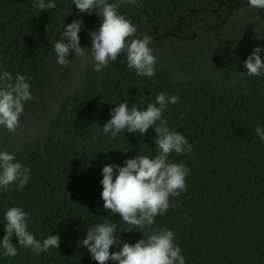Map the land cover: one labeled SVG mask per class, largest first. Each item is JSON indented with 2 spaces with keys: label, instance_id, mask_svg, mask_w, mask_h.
I'll return each instance as SVG.
<instances>
[{
  "label": "trees",
  "instance_id": "trees-1",
  "mask_svg": "<svg viewBox=\"0 0 264 264\" xmlns=\"http://www.w3.org/2000/svg\"><path fill=\"white\" fill-rule=\"evenodd\" d=\"M140 3L142 7L120 3L118 12L140 26L142 36L157 29L149 45L157 58L152 77L128 68L125 54L100 72L93 71L94 61L78 68L75 56L67 57L66 67L56 62L53 45L73 20L83 22L81 47L91 48L89 33L102 20L95 10L80 13L72 0H57L55 8L44 11L34 7L36 0H0V75L11 73L13 83L16 74L27 76L30 101L37 106L34 111L30 101L25 103L18 137L0 126V151L13 153L14 162L31 169L23 188L0 189V239L5 235V212L13 206L29 213L28 231L37 240L60 236L58 249L38 255L13 236L18 255L5 256L0 248V264H97L80 241L104 218L117 225L119 244L110 251L143 238L138 230L122 231L129 225L103 208L100 181L105 165L122 167L136 155L155 158L156 133L153 128L144 134L125 130L113 140L102 127L124 100L129 108L145 110L159 93L179 97L166 107L162 119L186 138L191 151L170 154L169 162L189 169L187 188L170 197L173 207L157 215L146 234L172 230L185 264H264V141L255 131L257 124L264 129V74L248 76L244 67L238 71L226 62L222 66L218 58L224 48L232 65L238 61L243 66L248 41L241 40L240 31L245 21L256 25L260 19L241 5L213 33L193 25L194 36H161L163 30L176 32V20L193 10L181 21L200 16L211 23L214 15L199 7H214L215 1ZM257 46L264 48L258 43L252 50ZM259 55L264 59V51ZM64 68L65 81L56 83ZM57 85L67 91H57Z\"/></svg>",
  "mask_w": 264,
  "mask_h": 264
},
{
  "label": "clouds",
  "instance_id": "clouds-1",
  "mask_svg": "<svg viewBox=\"0 0 264 264\" xmlns=\"http://www.w3.org/2000/svg\"><path fill=\"white\" fill-rule=\"evenodd\" d=\"M120 3L143 6L140 0H120ZM120 3L72 0L78 12L91 14L95 10L102 20L98 29L89 33L90 49L81 47L79 42L82 20H73L65 25L60 39L53 45L56 62L66 67L69 63L67 57L75 56L84 62L94 61L93 71L100 72L110 62H116L118 56L125 54L127 67L134 69L137 75L154 76L157 58L149 47L152 38L149 35H137V26L118 12ZM247 3L251 8L264 10V0H247ZM56 6L57 0H36L34 4L39 11ZM262 51L264 48L255 47L243 61L246 69L244 73L248 76L264 74V59L259 55ZM28 79L25 75L16 74L13 83L11 73L4 71L0 75V126L13 135L17 134L20 127L25 103L32 99ZM178 100L176 95L169 98L159 93L155 97V104L149 103L145 110L135 106L129 108L128 100H124L110 111L111 118L102 127L103 133L113 140L125 130L128 133L144 134L153 128L156 133L154 143L159 153L155 158L136 155L127 159L122 167L112 164L103 166V178L100 181L103 208L118 214L129 225L122 231L131 232L135 229L143 233V238L134 244L123 243L118 251H110L113 245L119 244V238L115 235L117 225L104 218V222L88 229L85 238L80 241L97 264H108L109 261L116 264H185L172 230L162 228L146 234V229L151 228L155 217L173 207L170 197H178L187 188L185 177L189 169L182 163L169 162L168 158L173 152L177 155L186 154L191 151V145L182 134L171 131L167 121L162 119L166 107ZM255 131L264 141V129L259 124ZM14 161L13 153L0 151V189H7L10 185L19 189L27 184L31 169ZM29 218V213L18 206L5 212V235L0 239V248L4 249L5 256L18 255L16 244L12 243L13 236L20 246L33 250L37 255L50 248H59V234L49 235L42 242L37 240L28 231L26 221Z\"/></svg>",
  "mask_w": 264,
  "mask_h": 264
},
{
  "label": "flooded vegetation",
  "instance_id": "flooded-vegetation-1",
  "mask_svg": "<svg viewBox=\"0 0 264 264\" xmlns=\"http://www.w3.org/2000/svg\"><path fill=\"white\" fill-rule=\"evenodd\" d=\"M215 1V6L214 7H210V6H202L199 8H207L208 11L214 15L213 21L211 23L202 20L200 16H191V19H188L187 21H181V18L183 17H188L190 15H192L194 11H191L190 13H186L184 15H182L181 17H179L176 20L175 26L173 27L176 32L172 31V30H163L161 33V36H164L166 34L178 37V38H188V34L187 32H192V27L191 26H202L204 29H208L210 30L211 33L214 32V30H216L219 27H221L224 23V20L226 19L227 15L229 12L239 8L241 5H246L251 13H255L257 15V17L260 19L259 22L255 23L253 21H245L241 31H240V38L243 32V29L246 25V23L248 24L247 27V31L246 34L244 36L243 39H241L242 41L247 40L248 41V45L246 48V51L248 52V54H251L250 51L252 50L251 46H256L258 43L263 44L264 46V10H259V9H254L248 6L247 0H214ZM212 9H216L215 11H212ZM196 21H198L196 23ZM252 23V24H251ZM150 27V26H149ZM138 28V36H142L141 31H140V26L137 27ZM156 28H154L153 30H147L145 32V35H149L152 39L157 38V36L154 35V33L156 32ZM253 35V37H252ZM191 36H194V32H192ZM89 41V37L87 39ZM218 58L221 60L222 66H223V62L229 63L231 69L236 68L238 71H243V66L241 65L240 62L235 61L234 64L232 65L231 61L232 56H230L227 52L226 49L223 48V54L219 55ZM80 59H76L77 64L80 62ZM66 79V77H65ZM64 78H61L58 82L56 80V83H59L60 81H65ZM60 87V88H59ZM57 91L62 90L61 85H57ZM63 91V90H62ZM41 96V95H40ZM44 97V94L41 96ZM55 98L52 97V100H54ZM33 101V100H32ZM32 101H30V105H34V111H36L35 109H37V106L35 105V102L33 101V104L31 103ZM47 102L50 101L47 99ZM23 118L20 121L24 120V116L21 115L20 119ZM19 129H17V133H18ZM21 133H19L20 135ZM19 135H15L16 137H18Z\"/></svg>",
  "mask_w": 264,
  "mask_h": 264
},
{
  "label": "water",
  "instance_id": "water-1",
  "mask_svg": "<svg viewBox=\"0 0 264 264\" xmlns=\"http://www.w3.org/2000/svg\"><path fill=\"white\" fill-rule=\"evenodd\" d=\"M216 9H212V11H215ZM194 11V10H193ZM252 24V23H251ZM247 27H248V24L246 23V25H245V27H244V29H243V32H242V35H241V39H243L244 38V36H245V34H246V31H247ZM87 62H89V61H80L78 64H77V67L78 68H81V67H83ZM66 72H67V68H64L63 70H62V72H61V74L58 76V78H57V82L61 79V78H64L65 79V77H66ZM60 88V87H59ZM67 91V89H63V92H66ZM40 95L42 96L43 95V92H41L40 93ZM55 100V99H54ZM32 104H33V101L31 102ZM36 110V109H35ZM23 118H21L20 120H22ZM19 133H21V131L19 130L18 131V133H17V135H19ZM18 147H16V149H17Z\"/></svg>",
  "mask_w": 264,
  "mask_h": 264
}]
</instances>
